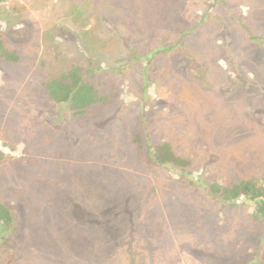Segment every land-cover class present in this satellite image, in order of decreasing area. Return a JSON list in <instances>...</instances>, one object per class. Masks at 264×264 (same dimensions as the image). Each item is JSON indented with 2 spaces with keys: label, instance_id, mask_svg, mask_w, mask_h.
Listing matches in <instances>:
<instances>
[{
  "label": "rangeland",
  "instance_id": "rangeland-1",
  "mask_svg": "<svg viewBox=\"0 0 264 264\" xmlns=\"http://www.w3.org/2000/svg\"><path fill=\"white\" fill-rule=\"evenodd\" d=\"M0 34V264H260L253 201L209 187L264 175V0H0ZM74 66L89 114L44 86Z\"/></svg>",
  "mask_w": 264,
  "mask_h": 264
},
{
  "label": "trees",
  "instance_id": "trees-1",
  "mask_svg": "<svg viewBox=\"0 0 264 264\" xmlns=\"http://www.w3.org/2000/svg\"><path fill=\"white\" fill-rule=\"evenodd\" d=\"M4 1V0H2ZM152 18H150L152 22ZM168 48V47H167ZM21 58L17 47L9 46L6 38L0 34V59L8 62H18ZM93 72L85 68L74 66L63 71L59 76L44 82L48 95L54 103L66 104L74 115H85L93 112L100 105L108 102L109 96L103 88L102 80L94 79ZM103 86V87H101ZM2 134L0 133V139ZM149 156L160 165L184 166L186 160L175 153L169 141L155 144L147 150ZM6 158L0 149V166ZM209 192L223 201H236L246 198L255 205L254 217L264 220V175L242 179L225 185L212 183ZM16 214L12 207L0 196V258L3 252L4 240L16 231ZM260 264H264V256Z\"/></svg>",
  "mask_w": 264,
  "mask_h": 264
}]
</instances>
